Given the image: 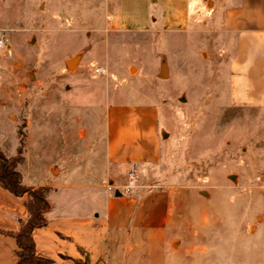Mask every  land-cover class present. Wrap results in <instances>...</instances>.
<instances>
[{
    "label": "rangeland",
    "instance_id": "obj_1",
    "mask_svg": "<svg viewBox=\"0 0 264 264\" xmlns=\"http://www.w3.org/2000/svg\"><path fill=\"white\" fill-rule=\"evenodd\" d=\"M211 5L186 33L137 35L115 32L89 0H0L1 151L21 149L17 170L98 175L106 107L153 101L161 157L139 181L189 187L196 200L209 198L212 215L215 207L237 214L235 202L247 207L251 192L264 190V104L229 97L233 38L210 27ZM235 232L225 229V238Z\"/></svg>",
    "mask_w": 264,
    "mask_h": 264
},
{
    "label": "crops",
    "instance_id": "obj_2",
    "mask_svg": "<svg viewBox=\"0 0 264 264\" xmlns=\"http://www.w3.org/2000/svg\"><path fill=\"white\" fill-rule=\"evenodd\" d=\"M89 1L102 4L115 32L137 35L186 33L212 4L210 27L233 38L229 97L237 105L264 104V0ZM159 115L153 101L110 103L98 175L74 178L64 169L50 178L48 165L39 172L20 167L23 185L47 188L46 225L32 231L36 255L56 264H264V190L251 192L247 207L235 202L237 214L215 207L214 216L209 198L196 200L189 187L139 181L161 157ZM132 165L139 186L123 193L120 185L117 195L114 183L128 182ZM25 198L0 186V264H17L12 233L28 218ZM225 229L235 236L225 238Z\"/></svg>",
    "mask_w": 264,
    "mask_h": 264
},
{
    "label": "trees",
    "instance_id": "obj_3",
    "mask_svg": "<svg viewBox=\"0 0 264 264\" xmlns=\"http://www.w3.org/2000/svg\"><path fill=\"white\" fill-rule=\"evenodd\" d=\"M20 154L21 149H18L17 156L8 157L0 149V186L15 196H26L24 203L28 211V218L17 232L12 233L18 246L17 264H56L35 253L32 231L34 228L46 225L44 213L49 208L46 199L47 188H32L21 183L20 173L17 170V165L22 159Z\"/></svg>",
    "mask_w": 264,
    "mask_h": 264
},
{
    "label": "built area",
    "instance_id": "obj_4",
    "mask_svg": "<svg viewBox=\"0 0 264 264\" xmlns=\"http://www.w3.org/2000/svg\"><path fill=\"white\" fill-rule=\"evenodd\" d=\"M6 45V36L5 33L0 31V48ZM128 182L120 186V189L123 193L131 192L134 188L138 187L137 184V167L132 165L127 173Z\"/></svg>",
    "mask_w": 264,
    "mask_h": 264
},
{
    "label": "water",
    "instance_id": "obj_5",
    "mask_svg": "<svg viewBox=\"0 0 264 264\" xmlns=\"http://www.w3.org/2000/svg\"><path fill=\"white\" fill-rule=\"evenodd\" d=\"M78 59H79V56H76V57L72 58L71 60H69V61L66 62V66H68V67L73 66L74 63L76 62V60H78ZM116 194L119 195L120 192L118 190H116Z\"/></svg>",
    "mask_w": 264,
    "mask_h": 264
}]
</instances>
